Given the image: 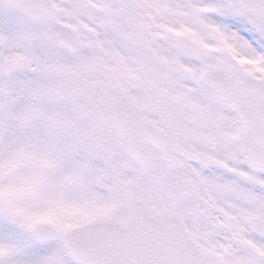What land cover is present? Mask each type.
<instances>
[{
	"label": "snow or ice",
	"instance_id": "obj_1",
	"mask_svg": "<svg viewBox=\"0 0 264 264\" xmlns=\"http://www.w3.org/2000/svg\"><path fill=\"white\" fill-rule=\"evenodd\" d=\"M0 264H264V0H0Z\"/></svg>",
	"mask_w": 264,
	"mask_h": 264
}]
</instances>
